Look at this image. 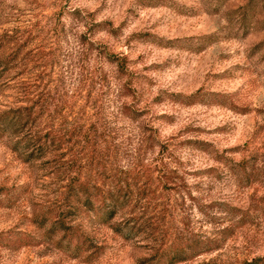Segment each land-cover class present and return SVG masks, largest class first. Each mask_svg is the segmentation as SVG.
<instances>
[{
    "label": "rangeland",
    "instance_id": "374dc122",
    "mask_svg": "<svg viewBox=\"0 0 264 264\" xmlns=\"http://www.w3.org/2000/svg\"><path fill=\"white\" fill-rule=\"evenodd\" d=\"M13 109L0 264H148L201 246L176 264H264V0H0V115ZM110 187L109 223L74 219L84 250L32 222L68 190Z\"/></svg>",
    "mask_w": 264,
    "mask_h": 264
},
{
    "label": "trees",
    "instance_id": "16d2710c",
    "mask_svg": "<svg viewBox=\"0 0 264 264\" xmlns=\"http://www.w3.org/2000/svg\"><path fill=\"white\" fill-rule=\"evenodd\" d=\"M16 111L17 109L8 110L0 115V136L9 130L14 122L18 123L20 119H22V115L15 113ZM31 127H33V125ZM31 127L29 128L30 130L33 129ZM29 133H31V131ZM19 142H24V144L29 148V153L27 154L29 159H37L41 156V153H38V140L34 138V134H29V136L23 135ZM1 191H3V188L0 187V192ZM119 192L120 190H117L114 187H110L107 190L102 191L98 190L93 193L78 189L76 194H74L75 192L72 194V191L68 190L64 194V199H66L67 202L65 209L56 210L52 213H42L40 215H36L32 217V222L36 224L38 228H44L51 236L59 234L60 240L66 241L68 249L72 248L73 250H84L83 247L86 243L87 237L79 229V226L74 223L76 215L82 210H93L95 214L101 217L102 222L109 223L121 207ZM111 227L114 231L123 234L125 237H133L137 233L136 230H134L133 224L127 223L125 226H122L121 221L112 223ZM30 238V235L23 233L20 238L22 241L21 245L27 243V239ZM208 249L211 248L201 246L198 252L191 253L189 255L178 251L180 249H173V251L163 252L157 257H147L144 261L148 262V264H176L192 259ZM260 261V258H254L249 261H245L242 264H258ZM198 264L211 263L201 262Z\"/></svg>",
    "mask_w": 264,
    "mask_h": 264
}]
</instances>
